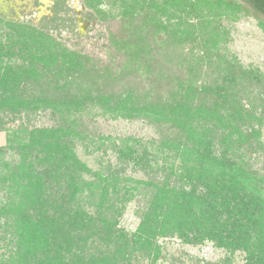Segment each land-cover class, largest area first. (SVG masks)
<instances>
[{
	"label": "trees",
	"instance_id": "trees-1",
	"mask_svg": "<svg viewBox=\"0 0 264 264\" xmlns=\"http://www.w3.org/2000/svg\"><path fill=\"white\" fill-rule=\"evenodd\" d=\"M198 1L239 11L264 27V0ZM146 17L132 13L122 18L120 27L110 30L106 60L90 52H80L82 69L73 73L72 79H66L65 83L75 106L95 101L110 106L112 98L126 97L127 103L122 101V106L126 103L150 116H157L160 121L164 117L176 123L181 128L180 133H186L187 138L186 143L175 146L176 156L183 159L181 166L177 168L167 161L171 155L159 160L150 149L144 147L138 151L126 139L122 146L115 147L118 157L121 160L130 158L137 169L146 171L155 166L157 170L147 182L120 179L114 173L106 175L103 171H93L76 156L68 155L62 128L30 133L27 141H18L21 154L18 173L29 178L25 195L27 204L19 211V217L0 225V241L7 249V255L1 258L0 264H88L82 259L86 256L84 241L89 237L94 238L90 251L93 264H101L102 258L109 254L111 259L117 258L130 245L129 238L133 248L135 246L144 252L154 249L152 255L155 259L160 253V249L156 250V238L168 234H176L190 242L194 241L189 235L197 240H226L230 248L247 252L246 264H264V185L257 171L251 169L239 152L244 143L253 145L258 142L253 138L256 132L235 134L238 125L246 120L245 115H252L256 97L245 83L242 84L243 79H240L237 69L235 72L230 64H221L212 56L201 55V48L196 44L192 45L193 53L184 45H178V49L172 52L169 49L164 51L166 25L155 23L149 26ZM14 54L15 51L8 49L2 55ZM192 55L198 60L191 61ZM37 57L40 60L46 58L44 54ZM201 59L205 60L204 64L211 72L225 78L220 79L222 83L218 86L199 79ZM18 71L9 67L0 75V91L14 92L12 96L1 93L0 106L10 105L15 110L20 107L23 99L16 90L20 82L26 81L20 77H26L25 73H37V67L31 63L27 68L18 67ZM229 79L234 80V85L230 86L234 92L224 85V81ZM183 88L188 92L184 100L179 96ZM201 89L212 91L215 97L213 105L208 102L210 105L204 110L191 106L192 97ZM219 98L234 105H231L230 116L226 121L222 120L225 122L222 129L227 130L221 136L222 143L219 149L213 150L206 142V138L213 135V130H200L196 120L201 119L200 113L205 114L204 120L219 117L215 111ZM169 104L173 106L170 110L167 109ZM243 107L244 112L241 110ZM236 118H240L237 119L239 123L234 120ZM99 139L103 149L106 142L111 141L106 137ZM234 143H239V149L230 147ZM33 148L41 154L42 151L50 153L56 160L50 162L53 157L32 156ZM54 171L62 172L67 185V190L61 192L65 205L60 207V211L47 202L45 209L52 211L48 213L40 205L44 202L43 196H38L41 195L39 192L47 191L48 184L51 186L49 194L55 191L49 182ZM76 196H80L79 200L85 201L86 206L88 203L95 206L96 217L102 226L97 225L96 218L86 206L75 205ZM145 197H149L148 209L140 213L137 229L132 233L117 229L118 216L126 206ZM248 198H251L257 214L247 208L245 199ZM213 226L218 232L213 231ZM225 230L228 231L223 234ZM82 231L86 234L81 239ZM98 240L102 246L99 249L96 248Z\"/></svg>",
	"mask_w": 264,
	"mask_h": 264
},
{
	"label": "rangeland",
	"instance_id": "rangeland-1",
	"mask_svg": "<svg viewBox=\"0 0 264 264\" xmlns=\"http://www.w3.org/2000/svg\"><path fill=\"white\" fill-rule=\"evenodd\" d=\"M87 1L96 9L103 7L109 17L108 19L99 18L101 23L99 28L105 35L103 38L100 37L101 40L93 41L91 46L86 41L79 42L78 44L81 45L78 46L75 44L77 43L75 37H59L41 32L31 25L18 24L0 18V75L4 74L9 67L14 68L16 72H19L18 67L27 68L31 63L36 64L37 67V73H25L27 78L20 77V79H26L20 82V87L18 91L16 90L18 96L23 99L20 107L15 110L10 105L0 106V225L10 223L14 218L19 217V211L27 204L25 195L28 191L29 178L26 179L18 173V163L21 160L18 141H27L30 133H39L43 129L62 128L68 155L76 156L93 171H103L106 175L114 173L117 177L120 176V179L147 182L157 170L155 166L151 169L147 168L146 171L137 169L130 158L121 160L115 147L122 146L126 139L138 151L144 147L150 149L153 155L157 154L159 160L163 156L171 155L167 161L177 168L181 166L183 159L176 156L178 153L175 146L187 142L186 133H180L181 128L171 120L163 117L160 121L155 115L150 116L138 108L129 107L125 101L126 97L112 98L110 106L105 105V102L97 101L78 106L71 102V92L65 80L72 79L71 75L82 69V53L80 52H90L106 60L105 50L109 45L110 30L113 27L115 29L120 27L122 18L132 13L147 16L149 26L155 23L166 25V36L162 46L164 51L169 49L172 52L178 49V45H184L187 51L193 53L192 45L196 44L201 48V55L212 56L221 64H230L235 72L237 69V73L241 75L240 79H243L242 84L245 83L246 86H244L253 92L256 99L253 100L252 115L244 114L246 120L238 125L235 134L246 135L255 131L253 138L258 141L253 145L244 143L240 146L239 152L250 164L251 169L257 171L264 185V27L239 11L228 10L218 5H205L198 0ZM8 49L15 51V54L2 55ZM24 52L26 54H23ZM41 54L45 55V60L37 57ZM51 54L53 57H50ZM193 56L190 60L197 61V57ZM201 61L199 79H204L212 86L222 83L220 79L225 78L211 72L204 64L205 60L201 59ZM224 85L226 88L229 86V91L234 92V88L230 87L234 85L233 79L225 80ZM1 93L12 96L14 92L8 90L0 91ZM185 94L187 95L188 92L186 88H183L179 96L184 100ZM214 99L212 91L201 89L199 94L195 93L192 97L191 106L194 109L196 106L197 109L204 110L207 105H210L208 102L211 101L213 105ZM122 101L126 102L123 106ZM117 105L122 107L118 108ZM231 105L234 103L227 104L219 98L215 105L216 110L214 109L219 117L211 121L204 120L202 117L205 114L200 113L201 119L196 120V126L200 130H207V128L210 129L208 131L213 130V135L206 138L207 144L209 143L213 150L219 149L222 143L221 136H224L227 131L222 128L225 127L226 117H229V113L232 112ZM167 107L168 110L173 108L170 104ZM243 109L244 107L241 108L242 112H244ZM237 119L240 118L234 120ZM237 122L239 123V120ZM102 137L111 139L110 142H106L105 149L102 146L100 148L99 138ZM230 147L239 149V143H234ZM31 152L32 156L53 157L50 153L45 154V151L41 154L34 148ZM53 154L55 155V151ZM54 160H56L55 157L51 158L50 162ZM52 169L55 168L52 167ZM62 175V172L54 171L49 180L55 187L53 194H49L51 192L49 184L46 185V192H39L41 195L38 198L42 196L44 198L43 204H40L43 209H45V203L51 202L53 209L58 208L62 211L65 200L61 192L67 190ZM241 194L244 196L245 192L242 190ZM148 198H140L138 201L129 203L122 215L118 216L117 229L134 232L139 225L140 213L143 214L148 209ZM79 199L80 196H76L75 205L86 206L85 201ZM245 202L247 208L249 210L251 208L253 212L250 211L257 214L251 205V198L245 199ZM86 208L96 218L97 225L102 226L101 221L96 217L98 214L95 206L88 203ZM213 229L218 232L214 226ZM227 231H223V234ZM82 232L79 235L81 239L86 234ZM189 236L193 237L194 242L180 238L176 234L156 238V250L160 249V253L155 259L152 255L154 249L144 252L135 246L133 248L129 238L128 248H125L117 258L111 259L110 254L103 257L101 264H246L247 252L239 248H230L226 240L225 242L217 241L216 238L215 240L208 238L197 240L193 235ZM93 240V237L83 240L86 256L82 261L88 264H93V258L90 256ZM3 245L4 242L0 241V261L7 255V249ZM101 247L98 240L96 248ZM97 253L100 254V252Z\"/></svg>",
	"mask_w": 264,
	"mask_h": 264
},
{
	"label": "flooded vegetation",
	"instance_id": "flooded-vegetation-1",
	"mask_svg": "<svg viewBox=\"0 0 264 264\" xmlns=\"http://www.w3.org/2000/svg\"><path fill=\"white\" fill-rule=\"evenodd\" d=\"M100 17L109 18L103 7L96 9L87 0H0V18L59 37H75L89 46L105 35L99 28Z\"/></svg>",
	"mask_w": 264,
	"mask_h": 264
}]
</instances>
